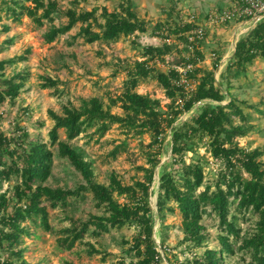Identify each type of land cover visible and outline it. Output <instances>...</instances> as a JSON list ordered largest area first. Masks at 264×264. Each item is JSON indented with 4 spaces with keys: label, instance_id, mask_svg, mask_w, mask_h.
<instances>
[{
    "label": "trees",
    "instance_id": "1",
    "mask_svg": "<svg viewBox=\"0 0 264 264\" xmlns=\"http://www.w3.org/2000/svg\"><path fill=\"white\" fill-rule=\"evenodd\" d=\"M78 2L73 1V7L65 11L66 22L57 26L55 0H0V22L4 19L20 22L24 16L40 26L46 21L50 25L45 33L48 41L78 26L74 41L81 38L88 44L100 41L108 45L149 29L148 21L138 15L133 0H118L111 10L105 5L101 9H78ZM193 27L192 22L176 24L174 29L170 22L155 23L154 29L162 32L164 43L144 46L142 58L123 66L126 73L123 88L119 94L109 96L108 103L100 96H92L82 98L78 106L69 102L61 111L47 110L48 117L54 121L48 132L49 142L32 137L16 121V130L11 135L0 130V264H33L25 258L23 247L25 237L31 235L29 224L52 231L49 207L67 211L69 206L88 196L99 213L91 212L86 219L67 215L70 223L59 230L61 235L57 238L61 249L71 250L77 244H86L88 253L102 254L104 251L94 243L85 241L86 234L99 237L113 229L134 225L137 230L132 239H123L131 259L127 262L125 258L121 264H164V261L165 264H227V258L238 253L247 264H264V148H250L238 141L255 128L243 106L263 113L264 110L261 102L252 104L231 93L232 76H239L256 59H264V19L237 41L222 75L226 79L225 89L224 81L215 76L219 57L213 69L200 65L205 58L198 47L202 41H189ZM9 29V25H4V31ZM173 34L183 37L191 50L164 71L151 62L163 61L171 53ZM7 41L10 43L12 39ZM30 52L27 49L26 54L0 60V103L8 99L15 104L22 94L29 72L22 70L8 76L4 70L7 65L26 61ZM182 77L192 86L183 83ZM148 79L155 80L165 91L169 99L165 109L161 99L138 91L139 84ZM62 84L59 78L44 75L40 85L60 92ZM115 107L121 108L122 113L114 111ZM194 109L188 119L180 120L184 113ZM24 112L28 113V108ZM114 124L125 134H150V142L142 143L148 148V166L137 167L144 172L143 179L125 184L112 172L108 183L98 181L94 162L72 142L83 134L99 141ZM61 131L65 138L61 137ZM168 135L170 141L166 143ZM199 141L220 166L212 183L206 180L205 157L186 162L188 151L196 148ZM126 144L123 141L116 145L110 154L116 157ZM53 147L80 173L82 181L76 186L48 184L53 172ZM166 150L171 152V158L162 162L161 155ZM176 164L181 165L173 169ZM155 181L158 182L156 208L150 200L155 193ZM176 212L181 215L183 238L179 244H184L183 259L173 253L178 245L166 244L163 232L168 228L164 227L167 215ZM209 214L218 219L215 245L209 243L210 235L204 223ZM157 219L160 229L156 232ZM250 222L252 228L246 231L243 224ZM156 234L160 235V243Z\"/></svg>",
    "mask_w": 264,
    "mask_h": 264
},
{
    "label": "rangeland",
    "instance_id": "2",
    "mask_svg": "<svg viewBox=\"0 0 264 264\" xmlns=\"http://www.w3.org/2000/svg\"><path fill=\"white\" fill-rule=\"evenodd\" d=\"M58 3V13L55 20L57 26L63 25L67 17L65 11L73 7L74 0H55ZM236 0H133L138 15L149 23L146 32H137L134 35L123 37L117 43L110 45L103 42L93 44L85 43L81 38L76 41L73 35L78 32V26L64 35H60L54 41H48L45 33L49 24L40 26L24 16L22 21L14 22L4 19L0 22V60L10 59L16 55L26 54L30 49L26 61H19L12 65H7L5 74L10 76L15 72L27 70L29 77L25 81L22 94L16 103L10 100L0 103V130L8 135L15 132L14 122H19L32 137L43 139L49 142V130L54 121L47 115L48 109L61 111L62 106L69 102L78 106L82 98L92 96L102 97L108 103V97L117 95L123 88L126 73L122 70L126 64H130L143 56V47L147 45L159 46L164 43L162 32L155 30L157 22H170L172 29L177 24L190 22L191 16L195 15V23L206 26V37L204 41L198 43L199 49L204 53V60L201 66L206 69H213L216 58L219 57V65L215 69L217 79L223 80L226 67L232 58L237 41L245 36L251 28L246 29L247 25L234 21L225 25L209 24L207 14L212 10H224L231 6ZM108 6L111 10L118 5V0H79L78 9H93ZM101 10H99L100 14ZM235 23H239L236 27ZM4 25H9L10 29L4 31ZM249 26V25H248ZM247 30V31H246ZM170 43L172 51L164 57V60L151 62L161 70H168L175 65L176 61L182 60L190 52L183 37L173 34ZM12 39V42H8ZM214 53V54H213ZM234 71V72H233ZM232 74L235 73V69ZM245 72V73H244ZM44 75L59 78L63 81L60 85V92L53 88H42L41 82ZM233 89L231 93L240 100H247L249 103H260L264 110V59L258 58L249 63L245 71L239 76H232ZM61 89H63L61 91ZM140 93H148L162 101L163 108L167 107L169 99L165 95L162 87L153 79L143 81L138 86ZM228 100L223 103H227ZM199 104L196 105V107ZM195 107V108H196ZM246 113L250 116L251 123L255 126L248 136L238 138L241 145L250 148H264V113L256 111L254 108L243 106ZM28 108L29 112H24ZM114 111L122 113L121 108L115 107ZM195 111L184 113L181 121L188 119ZM236 121H239L237 118ZM61 137L65 134L61 131ZM151 140L148 133L143 135L125 134L117 124H114L107 134L99 141L89 138L88 134H83L73 140V144L84 150L88 159L94 162L95 174L98 181L108 183L109 176L115 172L119 179L125 184H130L136 179H143V171L138 170L139 165L148 166L147 163V143ZM126 141V145L116 157L110 152L112 149ZM170 141L167 136L166 143ZM144 145H143V144ZM169 149V146L168 148ZM55 155L53 157V172L48 180L51 186L74 187L82 181L79 172L69 163L68 160L58 155L56 147H53ZM205 157L207 182H213L219 165L213 160L210 151L203 142H198L196 148L188 151L186 162L200 161ZM162 162L171 158V152L165 151L162 155ZM264 158V156H263ZM181 164H176L173 169H177ZM159 168L156 172L158 178ZM7 187V183L5 184ZM155 193L151 196V205L156 208L158 192V182L154 183ZM121 200H123L121 198ZM65 209L61 207L51 209L50 224L53 230H45L41 226L30 225L31 235L25 237L23 247L24 256L31 263L43 264H121L122 260L130 261L131 254L127 251L123 239L131 240L137 228L134 225H126L121 229H113L111 232L104 233L102 236L95 237L86 234L85 241L95 244L96 248L107 251L108 254H90L86 244H77L73 249H61L57 238L61 235L59 230L68 226L70 220L67 215L75 218L86 219L91 212L99 213L94 207L90 196L85 200H78ZM204 223L210 235L209 243H217L218 219L213 215H206ZM164 224L168 227L164 229L166 244L174 247L173 253L183 259L181 252L184 244H179L183 238L181 215L179 212L168 214ZM252 222L244 223V229L251 230ZM156 232L160 229V222L157 219ZM162 229V227H161ZM157 243H160V235H155ZM162 252V249L159 248ZM163 253V252H162ZM2 258V256L0 255ZM105 257V258H104ZM167 261H164V264ZM227 264H247L248 261L241 258V254H236L227 258Z\"/></svg>",
    "mask_w": 264,
    "mask_h": 264
},
{
    "label": "built area",
    "instance_id": "3",
    "mask_svg": "<svg viewBox=\"0 0 264 264\" xmlns=\"http://www.w3.org/2000/svg\"><path fill=\"white\" fill-rule=\"evenodd\" d=\"M195 18L196 16L192 15L190 22L193 23ZM262 19H264V0H236L224 10H212L207 14V21L210 25H225L234 21H246L249 27L253 28ZM205 36L206 26L201 23L194 24V27L189 31V41L191 42L203 41ZM181 71L185 70L181 69ZM182 82L192 86L185 77H182Z\"/></svg>",
    "mask_w": 264,
    "mask_h": 264
},
{
    "label": "crops",
    "instance_id": "4",
    "mask_svg": "<svg viewBox=\"0 0 264 264\" xmlns=\"http://www.w3.org/2000/svg\"><path fill=\"white\" fill-rule=\"evenodd\" d=\"M236 24V27H238V25H239V23H235ZM240 24H244V25H247L246 26V29H248L249 28V26H248V24H247V22L246 21H242V22H240ZM247 31V30H246ZM235 50V49H234Z\"/></svg>",
    "mask_w": 264,
    "mask_h": 264
}]
</instances>
